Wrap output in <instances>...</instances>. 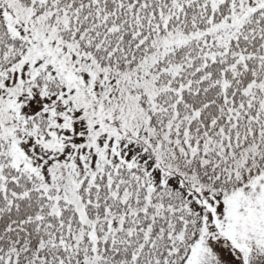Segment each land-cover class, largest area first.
Returning <instances> with one entry per match:
<instances>
[{
    "label": "snow or ice",
    "instance_id": "1",
    "mask_svg": "<svg viewBox=\"0 0 264 264\" xmlns=\"http://www.w3.org/2000/svg\"><path fill=\"white\" fill-rule=\"evenodd\" d=\"M0 264H264V0H0Z\"/></svg>",
    "mask_w": 264,
    "mask_h": 264
}]
</instances>
